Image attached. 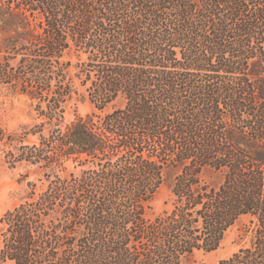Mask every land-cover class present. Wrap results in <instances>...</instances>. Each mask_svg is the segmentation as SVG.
I'll list each match as a JSON object with an SVG mask.
<instances>
[{
  "label": "trees",
  "instance_id": "1",
  "mask_svg": "<svg viewBox=\"0 0 264 264\" xmlns=\"http://www.w3.org/2000/svg\"><path fill=\"white\" fill-rule=\"evenodd\" d=\"M0 87L36 111L4 160L39 172L0 264H193L242 218L218 264H264V0H0Z\"/></svg>",
  "mask_w": 264,
  "mask_h": 264
},
{
  "label": "rangeland",
  "instance_id": "2",
  "mask_svg": "<svg viewBox=\"0 0 264 264\" xmlns=\"http://www.w3.org/2000/svg\"><path fill=\"white\" fill-rule=\"evenodd\" d=\"M75 104H70L66 110V118L71 120L75 115H86L92 111L103 114L122 105L120 100L115 101L104 109L103 112L96 111L88 100H77ZM36 111L30 105V101L23 95L15 93L5 87H0V130L5 135L18 131L22 124H30L35 121ZM34 137H29L28 141H33ZM8 145L0 140V216L8 209L18 204L28 191L27 181H36L39 172L34 166L18 164L9 167L4 160V154ZM23 176L22 175H26ZM170 190L165 184L156 193L148 215L154 216L166 207L165 201L169 197ZM247 222L242 218L226 233L220 247L211 252H197L194 255L193 264H218L222 258L228 257L241 245L248 241V236L239 238L240 227Z\"/></svg>",
  "mask_w": 264,
  "mask_h": 264
}]
</instances>
